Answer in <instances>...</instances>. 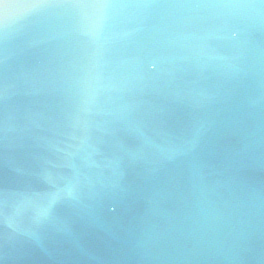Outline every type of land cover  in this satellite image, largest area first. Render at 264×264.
I'll return each mask as SVG.
<instances>
[{"label": "water", "instance_id": "obj_1", "mask_svg": "<svg viewBox=\"0 0 264 264\" xmlns=\"http://www.w3.org/2000/svg\"><path fill=\"white\" fill-rule=\"evenodd\" d=\"M8 4L0 264H264V0Z\"/></svg>", "mask_w": 264, "mask_h": 264}, {"label": "snow or ice", "instance_id": "obj_2", "mask_svg": "<svg viewBox=\"0 0 264 264\" xmlns=\"http://www.w3.org/2000/svg\"><path fill=\"white\" fill-rule=\"evenodd\" d=\"M72 0H28L26 7H58L68 3ZM9 7L8 0H0V8L7 12ZM9 16L5 14L2 19H0V103H2L6 89H5V72H6V55L3 49V39L7 33ZM3 122L0 121V128H2Z\"/></svg>", "mask_w": 264, "mask_h": 264}, {"label": "clouds", "instance_id": "obj_3", "mask_svg": "<svg viewBox=\"0 0 264 264\" xmlns=\"http://www.w3.org/2000/svg\"><path fill=\"white\" fill-rule=\"evenodd\" d=\"M7 226H8V227H11V225H10V224H8Z\"/></svg>", "mask_w": 264, "mask_h": 264}]
</instances>
